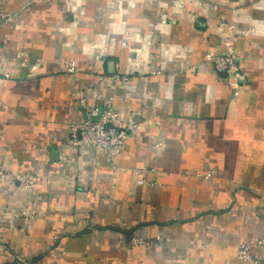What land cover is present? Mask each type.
Instances as JSON below:
<instances>
[{
	"label": "crops",
	"instance_id": "obj_1",
	"mask_svg": "<svg viewBox=\"0 0 264 264\" xmlns=\"http://www.w3.org/2000/svg\"><path fill=\"white\" fill-rule=\"evenodd\" d=\"M192 6L0 0V264H245L238 242L264 240V0ZM228 39L236 95L205 61ZM111 97L129 135L115 161L70 150L79 100Z\"/></svg>",
	"mask_w": 264,
	"mask_h": 264
},
{
	"label": "built area",
	"instance_id": "obj_2",
	"mask_svg": "<svg viewBox=\"0 0 264 264\" xmlns=\"http://www.w3.org/2000/svg\"><path fill=\"white\" fill-rule=\"evenodd\" d=\"M187 5L194 3V0H184ZM193 7V6H192ZM189 16L191 20H194L195 9L190 10ZM0 18L12 19L15 15L2 14L0 12ZM228 32L233 36L244 35L249 32H244L239 29H235L233 25L228 26ZM226 49L222 55H214L208 53L205 55V61L212 64L216 72L224 74V79L228 82L233 89V94L236 95L237 91L242 87L245 82V76L241 71L240 60L235 52L231 39H228L224 43ZM75 70L74 64H69L67 72L73 74ZM4 78H9V75H3ZM102 80L103 77H99ZM126 77L121 79V82H125ZM80 106L84 109L85 119L81 123H71L68 126V148L70 150H82L91 149L99 152L103 157L113 163L116 157L120 154L122 147L124 146L129 135L126 131V124L123 117L119 114L118 110L114 106V98H108L103 104H94L88 106L85 99L79 100ZM134 115H139V112L130 115L132 118ZM211 176L210 172L205 174L206 178ZM10 176L0 171V180H9ZM16 180L20 184V188L23 191L31 192L35 179L31 174H19L16 176ZM128 247H155L156 241L148 240L143 237L133 236L128 241ZM264 248L263 239H252L249 241L240 240L237 245V258L245 264H259L262 259L261 253L255 251L256 249L262 250Z\"/></svg>",
	"mask_w": 264,
	"mask_h": 264
},
{
	"label": "trees",
	"instance_id": "obj_3",
	"mask_svg": "<svg viewBox=\"0 0 264 264\" xmlns=\"http://www.w3.org/2000/svg\"><path fill=\"white\" fill-rule=\"evenodd\" d=\"M133 236H136V235H133V234L130 235L129 233L126 234V237H127L126 240H127V242H128V241L130 240V238L133 237ZM125 243H126V241H125Z\"/></svg>",
	"mask_w": 264,
	"mask_h": 264
},
{
	"label": "water",
	"instance_id": "obj_4",
	"mask_svg": "<svg viewBox=\"0 0 264 264\" xmlns=\"http://www.w3.org/2000/svg\"><path fill=\"white\" fill-rule=\"evenodd\" d=\"M111 66H113V64H111L110 67H111ZM110 69H112V67H111Z\"/></svg>",
	"mask_w": 264,
	"mask_h": 264
}]
</instances>
